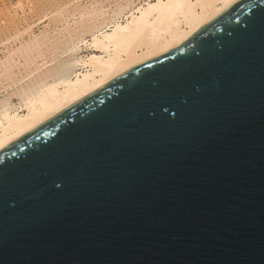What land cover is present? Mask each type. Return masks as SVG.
<instances>
[{
  "label": "water",
  "instance_id": "water-1",
  "mask_svg": "<svg viewBox=\"0 0 264 264\" xmlns=\"http://www.w3.org/2000/svg\"><path fill=\"white\" fill-rule=\"evenodd\" d=\"M0 264H264V0L3 148Z\"/></svg>",
  "mask_w": 264,
  "mask_h": 264
},
{
  "label": "bare ground",
  "instance_id": "bare-ground-1",
  "mask_svg": "<svg viewBox=\"0 0 264 264\" xmlns=\"http://www.w3.org/2000/svg\"><path fill=\"white\" fill-rule=\"evenodd\" d=\"M237 1L73 0L67 15L62 9L40 16L45 28L0 61V151L124 72L173 50ZM47 17L61 26L46 29Z\"/></svg>",
  "mask_w": 264,
  "mask_h": 264
},
{
  "label": "rangeland",
  "instance_id": "rangeland-1",
  "mask_svg": "<svg viewBox=\"0 0 264 264\" xmlns=\"http://www.w3.org/2000/svg\"><path fill=\"white\" fill-rule=\"evenodd\" d=\"M72 1L73 0H0V61L5 58L9 52L15 51L20 46V41L23 40V38L27 41L32 35L36 34V32L39 33L45 28L42 22H38L40 16L45 15L50 17L52 15L51 13L62 9L67 15L69 9L72 7ZM82 1L85 2V0ZM48 17L46 18V24L48 23L46 29L53 31L61 26L60 21H53V17Z\"/></svg>",
  "mask_w": 264,
  "mask_h": 264
}]
</instances>
